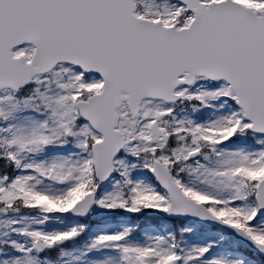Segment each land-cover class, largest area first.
Listing matches in <instances>:
<instances>
[{
  "label": "snow or ice",
  "instance_id": "6c2138e0",
  "mask_svg": "<svg viewBox=\"0 0 264 264\" xmlns=\"http://www.w3.org/2000/svg\"><path fill=\"white\" fill-rule=\"evenodd\" d=\"M0 264H264V0H0Z\"/></svg>",
  "mask_w": 264,
  "mask_h": 264
}]
</instances>
